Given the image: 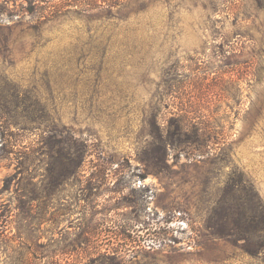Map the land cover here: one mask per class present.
I'll list each match as a JSON object with an SVG mask.
<instances>
[{
    "label": "rangeland",
    "instance_id": "rangeland-1",
    "mask_svg": "<svg viewBox=\"0 0 264 264\" xmlns=\"http://www.w3.org/2000/svg\"><path fill=\"white\" fill-rule=\"evenodd\" d=\"M0 86L59 124L0 150V264H264L206 227L236 170L264 198L253 0H0Z\"/></svg>",
    "mask_w": 264,
    "mask_h": 264
},
{
    "label": "trees",
    "instance_id": "trees-1",
    "mask_svg": "<svg viewBox=\"0 0 264 264\" xmlns=\"http://www.w3.org/2000/svg\"><path fill=\"white\" fill-rule=\"evenodd\" d=\"M253 2L264 11V0H253ZM21 93L22 91H15L11 94L9 90L0 86V143H2L0 150L7 151L8 148L12 149L17 145V141L15 143L13 139L17 134L16 129L22 133L41 131L43 136L39 143L42 147L44 132L50 131L49 138H56L51 143L53 146L56 145L59 124L52 118L44 117V114L52 109L51 105L40 102L26 103L18 98ZM10 95H13L14 99H10ZM184 120L178 118L175 121V130L169 134L170 139L187 145L192 141H194L192 143L201 141L204 135L197 133L187 135ZM211 139L210 137L209 140ZM159 141L161 144L155 151L158 158L165 161L166 148L162 144L164 139L159 138ZM209 144L210 142H207L203 146ZM21 146L27 148L23 144ZM58 148L59 145H56V150ZM38 149L35 147L33 150ZM29 150L25 152L26 157L32 152ZM58 151H55L56 155H59ZM27 158L29 159V156ZM231 176L225 183L223 196L215 201L214 206L209 210L206 227L213 237L239 244L251 256L264 255V198L245 172L236 170Z\"/></svg>",
    "mask_w": 264,
    "mask_h": 264
}]
</instances>
